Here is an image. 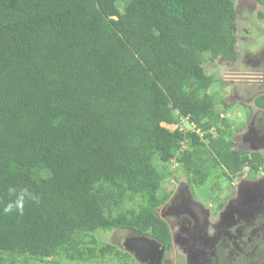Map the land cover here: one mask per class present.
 Here are the masks:
<instances>
[{"label": "trees", "instance_id": "trees-1", "mask_svg": "<svg viewBox=\"0 0 264 264\" xmlns=\"http://www.w3.org/2000/svg\"><path fill=\"white\" fill-rule=\"evenodd\" d=\"M235 2L0 0V264L119 255L113 228L168 245L173 159L190 187L258 169L203 66L234 57Z\"/></svg>", "mask_w": 264, "mask_h": 264}, {"label": "flooded vegetation", "instance_id": "flooded-vegetation-1", "mask_svg": "<svg viewBox=\"0 0 264 264\" xmlns=\"http://www.w3.org/2000/svg\"><path fill=\"white\" fill-rule=\"evenodd\" d=\"M257 5L260 6L253 0H237L236 17L244 8L253 14ZM256 16L262 18L259 12ZM238 36L235 30L234 57L217 59L230 65L226 80L232 85V100L249 102L246 110L239 113L247 121L238 129L237 143L251 149L252 155L260 154L262 164L256 173L229 185L225 198L221 201L217 197L214 211L195 199L187 180L181 182L158 211L170 228L168 245L156 241L162 250L159 264H180L183 259V264H264V156L259 151L264 147V34L259 41L249 39L244 43ZM259 97L260 104L256 101ZM125 236V247L130 238L137 236L154 240L127 229Z\"/></svg>", "mask_w": 264, "mask_h": 264}, {"label": "rangeland", "instance_id": "rangeland-1", "mask_svg": "<svg viewBox=\"0 0 264 264\" xmlns=\"http://www.w3.org/2000/svg\"><path fill=\"white\" fill-rule=\"evenodd\" d=\"M250 0H241L242 3H246ZM241 7H238L240 10ZM262 14V18H257V13ZM235 27L237 30L238 39L239 37H243V43L248 41L249 39L259 41L261 39L262 34H264V8L261 6H256V10L253 11V14H249L246 8L236 17ZM259 29V30H258ZM247 39V40H246ZM241 47V45L239 44ZM205 71L213 76V83L210 87V92L215 97V102L221 105H224L228 110H223L224 116L228 117L231 121V128L229 130V136H227V140L231 143V145L245 153L246 155H251V149L245 148L242 142H239V145L236 140L239 136L238 129H242L241 126L247 120H244L243 117L239 116V113L246 110V106H248L249 102L242 101V99H233L232 85L226 80V76L229 72H231L230 65L228 66L226 63H222L219 59L207 60L203 64ZM232 96V97H231ZM245 98V97H242ZM224 108V109H225ZM182 127L187 130L191 129L190 123L186 120H182ZM170 130L175 129L176 125H165ZM216 135V132H214ZM238 144V145H237ZM243 146V147H242ZM241 148V149H240ZM244 148V149H242ZM260 153L264 156V147L260 150ZM169 170L171 175H168L163 181V187L165 191L176 192L178 186L181 182L187 180V176L185 174L184 168L181 164H179L175 159H173L169 164ZM256 173V171L249 170L248 166L243 167L241 170L240 176H222L220 169L217 170L214 168L210 173L208 179L202 186H191V192L196 200L201 202L206 207H210L212 211H214V206H217L216 203L218 200L222 201V197L225 198V195L229 192L230 186L232 184H236L241 178L246 176L247 174ZM233 186V185H232ZM219 197L218 200L217 197ZM168 224V221L163 218ZM97 240L98 245H105L110 243L116 249L120 251L119 255L115 254H106L103 258H96L91 260H67V259H56L50 258L48 264H142L140 263L134 253L125 247L126 241V229L121 228H113L111 230H97L93 233ZM180 247H178V251L180 252ZM169 252V251H168ZM170 258V257H169ZM55 260L54 263L51 261ZM43 264L39 261L28 259V262L21 261L19 264ZM184 263V259L180 264ZM188 261L185 262L187 264Z\"/></svg>", "mask_w": 264, "mask_h": 264}, {"label": "water", "instance_id": "water-1", "mask_svg": "<svg viewBox=\"0 0 264 264\" xmlns=\"http://www.w3.org/2000/svg\"><path fill=\"white\" fill-rule=\"evenodd\" d=\"M253 1L256 2V0ZM135 242L137 243L134 244ZM126 247L140 261H148L150 264H159L160 262L162 250L159 249V244L146 236L130 238Z\"/></svg>", "mask_w": 264, "mask_h": 264}, {"label": "clouds", "instance_id": "clouds-1", "mask_svg": "<svg viewBox=\"0 0 264 264\" xmlns=\"http://www.w3.org/2000/svg\"><path fill=\"white\" fill-rule=\"evenodd\" d=\"M235 1H236L235 3H237V0H235ZM235 7H236V6H235ZM17 206L19 207L20 205H17ZM11 208H12V206L9 205L8 208L5 209V211H9V210H11Z\"/></svg>", "mask_w": 264, "mask_h": 264}]
</instances>
